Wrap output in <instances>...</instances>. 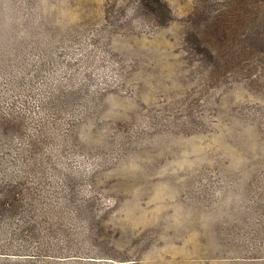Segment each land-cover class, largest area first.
<instances>
[{"label":"rangeland","instance_id":"rangeland-1","mask_svg":"<svg viewBox=\"0 0 264 264\" xmlns=\"http://www.w3.org/2000/svg\"><path fill=\"white\" fill-rule=\"evenodd\" d=\"M161 2L0 0L3 264H264V52L203 55L259 0Z\"/></svg>","mask_w":264,"mask_h":264},{"label":"trees","instance_id":"trees-1","mask_svg":"<svg viewBox=\"0 0 264 264\" xmlns=\"http://www.w3.org/2000/svg\"><path fill=\"white\" fill-rule=\"evenodd\" d=\"M140 2L142 11L154 17H158L162 9L166 12L167 7L161 0H140ZM260 3H262L261 7ZM251 4L252 6L247 5L248 10L242 17L211 19L215 32L214 43L218 47L216 55L211 54L210 50L203 51L209 62L222 63L229 68L249 67L253 64L254 58L264 52V12L261 13L264 0H259L258 6H254L253 2ZM17 189V185L6 183V180L0 181V221H6V216H13L17 210L19 211L18 199L15 198ZM6 255H10V258ZM13 256H21L26 260L33 258L29 254H24V251L23 254L6 253V247L0 246V264L6 263V258L12 259Z\"/></svg>","mask_w":264,"mask_h":264}]
</instances>
